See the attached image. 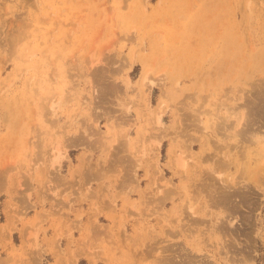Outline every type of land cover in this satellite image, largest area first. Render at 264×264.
I'll use <instances>...</instances> for the list:
<instances>
[{
    "label": "rangeland",
    "instance_id": "obj_1",
    "mask_svg": "<svg viewBox=\"0 0 264 264\" xmlns=\"http://www.w3.org/2000/svg\"><path fill=\"white\" fill-rule=\"evenodd\" d=\"M0 264H264V0H0Z\"/></svg>",
    "mask_w": 264,
    "mask_h": 264
},
{
    "label": "bare ground",
    "instance_id": "obj_2",
    "mask_svg": "<svg viewBox=\"0 0 264 264\" xmlns=\"http://www.w3.org/2000/svg\"><path fill=\"white\" fill-rule=\"evenodd\" d=\"M259 174V173H258ZM258 177V176H257Z\"/></svg>",
    "mask_w": 264,
    "mask_h": 264
}]
</instances>
